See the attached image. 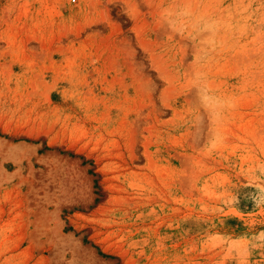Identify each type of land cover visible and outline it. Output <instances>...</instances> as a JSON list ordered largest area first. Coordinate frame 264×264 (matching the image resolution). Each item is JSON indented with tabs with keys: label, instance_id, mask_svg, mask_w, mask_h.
Here are the masks:
<instances>
[{
	"label": "rangeland",
	"instance_id": "1",
	"mask_svg": "<svg viewBox=\"0 0 264 264\" xmlns=\"http://www.w3.org/2000/svg\"><path fill=\"white\" fill-rule=\"evenodd\" d=\"M0 264H264V0H0Z\"/></svg>",
	"mask_w": 264,
	"mask_h": 264
}]
</instances>
